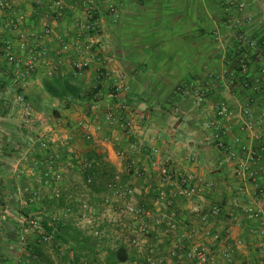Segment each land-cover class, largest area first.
I'll use <instances>...</instances> for the list:
<instances>
[{"label":"crops","instance_id":"1","mask_svg":"<svg viewBox=\"0 0 264 264\" xmlns=\"http://www.w3.org/2000/svg\"><path fill=\"white\" fill-rule=\"evenodd\" d=\"M52 1L14 2L19 7L9 16L38 37L47 55L19 92L0 73V120L9 121L7 101L17 112L16 94L36 105V118L51 112L53 126L71 124L78 111L90 116L114 111L125 133L115 123L111 137L147 177L133 188L132 203L148 215L131 217L132 223L147 225L146 234L159 224L161 245L157 250L147 245L145 251L163 254L164 264H197L195 250L227 248L229 264H264V152L263 160L250 165L255 173L250 180L237 173L243 156L227 163L225 152L209 143V122L225 104L235 115L226 123V142L238 138L259 154L251 138L256 134L264 146V0H64L61 16L51 9ZM89 20L95 32L86 34L81 26ZM45 28L50 36H44ZM76 39L93 51L85 55L87 68L77 73L70 68L78 59L71 50ZM63 46L69 50L60 52ZM44 79L68 81L80 97H51L43 90ZM88 87L94 88L89 99ZM245 121L253 123L252 131L240 130ZM86 124L84 133L98 136ZM0 130L16 135L4 123ZM100 143L109 151L104 161L119 171L118 148ZM0 159L7 160L1 152ZM5 175L0 170V178ZM191 176L196 179L188 181ZM126 256L123 264L134 263L137 250L126 249Z\"/></svg>","mask_w":264,"mask_h":264},{"label":"rangeland","instance_id":"2","mask_svg":"<svg viewBox=\"0 0 264 264\" xmlns=\"http://www.w3.org/2000/svg\"><path fill=\"white\" fill-rule=\"evenodd\" d=\"M14 2L6 0V7L0 9V73L1 78L6 76L10 80V89L19 92L26 89L33 74L24 83L14 82L7 54L26 61L35 50L31 44L32 34L19 29L17 22L9 16L19 7ZM81 29L91 34L95 32V25L89 20ZM79 35L81 40L82 35ZM80 40L76 39V42ZM75 47L71 50L79 58ZM88 52H93L91 47ZM77 61L75 58L74 64L70 65L71 70L75 73L84 71L87 65L78 69ZM23 84L24 88L19 87ZM85 91L88 99L93 97V87ZM7 104L9 121L0 120V123L14 127L16 135L10 136L0 130V140L7 139L3 145L0 144L1 155L7 158L4 161L0 159V170L6 173L0 178V199H4L0 208V264H112V255L120 246L137 250L132 264H150L146 261L147 256L153 257L152 261L158 264L157 260L164 255L149 253L145 249L150 245V249L157 250L161 245L156 229L159 224H154L155 229H149L146 234L147 225L133 224L135 219L126 214L127 204L133 205V188L147 177L136 161L133 168L141 176L130 171L129 165L133 160L118 148L117 141L111 137L115 124L106 125L101 118L110 110L92 113L93 118L90 113L78 111L71 124L53 126L52 113L47 110L42 111L40 117L24 123L23 117ZM5 117L8 119L7 115ZM119 122L118 128L125 133ZM82 123L95 127L97 138L84 133ZM53 135L57 136L56 139ZM42 142L46 147L41 146ZM100 142L111 143L115 149L118 148L116 155L120 167L117 172L111 174L107 171L105 176L98 177L87 165L94 164L88 159L90 151L98 150L103 159L107 158L109 151ZM115 176L119 180L113 187ZM1 185L6 188L3 190ZM126 189L131 190L130 196L125 195ZM154 198L156 200L157 197ZM142 228L146 230L143 232Z\"/></svg>","mask_w":264,"mask_h":264},{"label":"built area","instance_id":"3","mask_svg":"<svg viewBox=\"0 0 264 264\" xmlns=\"http://www.w3.org/2000/svg\"><path fill=\"white\" fill-rule=\"evenodd\" d=\"M86 4V1H84ZM6 7V0H0V9ZM239 8H242V5H239ZM51 9L54 10L55 13H57L59 16L63 13V11L66 9L65 1L64 0H53L51 3ZM112 11V10H110ZM50 29L45 28L43 30V34L45 37L50 36ZM32 40V48L35 50L33 52V55L27 59L26 61H19L15 55L12 54H7V61L8 64L12 65V79L14 82L17 84L24 83L29 76H31L35 70H36V65L37 62L46 57L47 55V50L42 47L40 43H38V37L34 34L31 35ZM23 37V36H22ZM75 49L77 53L79 54V58L76 64V67L78 69L83 68L86 66V62L84 60V55H87L90 49L89 45L82 46L79 44V42H76ZM22 48V47H21ZM66 52L68 51V47L63 46L61 47L60 52ZM241 66L240 68H242ZM255 87L258 86V81L254 82ZM246 86V85H245ZM19 87L24 88V84L20 85ZM14 103L16 105L17 109V114L21 115L23 117V122L24 123H29L30 120L36 117V112L34 109L28 104L26 98L22 94H16L14 98ZM235 118V115L233 111L225 104H221L216 107L215 110V116L213 120L209 122L210 128H211V136L209 138V143L216 147L219 150H223L226 154V162L227 163H232L238 158V155H241L244 157L245 160H243V164H240V170L237 172L238 175H244L248 177L250 180H255V173L253 170H251L250 165H257L261 160H263L261 154L264 152V146L262 145V136L261 135H252V140L255 141L256 144H258V152L257 153L256 149H253L250 147L247 143L242 142L240 139H234L232 143L228 144L226 140L224 139L225 135V127L226 123H231V121ZM104 122L108 125H113L117 123V116L115 115L114 112L109 111L105 116H104ZM253 129V123L251 121H245L243 125L240 127V130H249L252 131ZM89 139V137H86ZM41 146L44 148L46 147V143L42 142ZM88 168H91L92 165L88 163ZM130 171L133 172L134 175L140 177L141 174L138 173L134 168L133 165H129ZM162 174L165 175V171H162ZM196 179L194 176H191L188 178V181H193ZM119 177L115 176L114 177V183L113 187H116L118 184ZM261 190L264 192V185L260 186ZM131 190L126 189L125 190V195L130 196ZM126 214L129 215L130 217H142V216H147L148 214L133 206L131 203H128L126 206ZM219 214L218 209H213L212 210V216L217 217ZM248 216H253L254 212L252 209L247 210ZM171 229H174L173 225H170ZM146 229L142 228V231L144 232ZM215 239H218L216 237ZM194 256L196 258L197 264H229L231 261V253L230 250L227 248H224L223 250L212 253L205 251L204 249L201 250H195ZM158 264H164L162 259H158ZM148 263L150 264H155V261L148 260Z\"/></svg>","mask_w":264,"mask_h":264},{"label":"trees","instance_id":"4","mask_svg":"<svg viewBox=\"0 0 264 264\" xmlns=\"http://www.w3.org/2000/svg\"><path fill=\"white\" fill-rule=\"evenodd\" d=\"M43 90L47 94L51 95V97L64 98L69 94L73 98H79V90L76 87H72L69 85L68 81L59 82L55 79H44L43 80ZM27 102L29 100L28 97H25ZM30 101V100H29ZM29 104V103H28ZM34 110L36 109V105L29 104ZM89 161L93 160L94 164L92 165L93 170L96 175L105 176L107 171L111 174L114 173V169L111 168L109 163H106L103 157L96 153L95 151H90L88 156ZM46 227V225L44 224ZM47 228V227H46ZM49 230V229H48ZM113 261L111 257H109V261H112V264H122L127 261L126 249L123 246H120L114 253Z\"/></svg>","mask_w":264,"mask_h":264}]
</instances>
